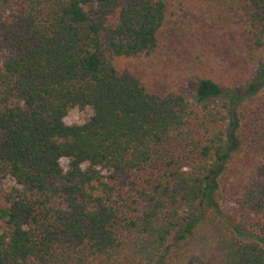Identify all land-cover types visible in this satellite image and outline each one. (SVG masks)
<instances>
[{
  "label": "trees",
  "instance_id": "trees-1",
  "mask_svg": "<svg viewBox=\"0 0 264 264\" xmlns=\"http://www.w3.org/2000/svg\"><path fill=\"white\" fill-rule=\"evenodd\" d=\"M0 264H264V0H0Z\"/></svg>",
  "mask_w": 264,
  "mask_h": 264
},
{
  "label": "rangeland",
  "instance_id": "rangeland-1",
  "mask_svg": "<svg viewBox=\"0 0 264 264\" xmlns=\"http://www.w3.org/2000/svg\"><path fill=\"white\" fill-rule=\"evenodd\" d=\"M91 115H92L91 108H85L84 110L73 109L64 118V123L66 125H81L85 123ZM67 164H68L67 159L63 158L60 160V165L62 166L63 169L67 168ZM13 185L14 182L10 178H7L6 180L3 181V186L6 188L11 187Z\"/></svg>",
  "mask_w": 264,
  "mask_h": 264
}]
</instances>
